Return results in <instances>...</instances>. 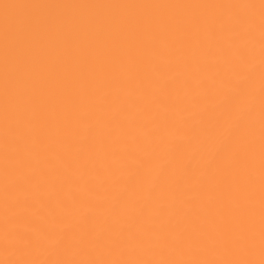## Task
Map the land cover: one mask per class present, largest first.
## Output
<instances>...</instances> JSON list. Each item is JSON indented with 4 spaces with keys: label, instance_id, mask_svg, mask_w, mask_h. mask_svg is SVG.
<instances>
[{
    "label": "snow or ice",
    "instance_id": "obj_1",
    "mask_svg": "<svg viewBox=\"0 0 264 264\" xmlns=\"http://www.w3.org/2000/svg\"><path fill=\"white\" fill-rule=\"evenodd\" d=\"M0 264H264V0H0Z\"/></svg>",
    "mask_w": 264,
    "mask_h": 264
},
{
    "label": "bare ground",
    "instance_id": "obj_2",
    "mask_svg": "<svg viewBox=\"0 0 264 264\" xmlns=\"http://www.w3.org/2000/svg\"><path fill=\"white\" fill-rule=\"evenodd\" d=\"M38 2H73V3H117V2H198V0H38Z\"/></svg>",
    "mask_w": 264,
    "mask_h": 264
}]
</instances>
